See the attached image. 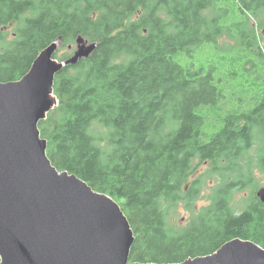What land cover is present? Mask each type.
<instances>
[{"label": "trees", "instance_id": "16d2710c", "mask_svg": "<svg viewBox=\"0 0 264 264\" xmlns=\"http://www.w3.org/2000/svg\"><path fill=\"white\" fill-rule=\"evenodd\" d=\"M81 40L96 49L57 74L39 129L53 166L120 204L130 261L179 264L235 239L264 248V0H0V83ZM205 175L217 184L197 211ZM250 188L238 213L232 195ZM180 203L192 218L178 230Z\"/></svg>", "mask_w": 264, "mask_h": 264}, {"label": "water", "instance_id": "95a60500", "mask_svg": "<svg viewBox=\"0 0 264 264\" xmlns=\"http://www.w3.org/2000/svg\"><path fill=\"white\" fill-rule=\"evenodd\" d=\"M88 44L63 63L53 44L21 80L0 83V264H155L130 261L135 235L120 204L53 166L41 137L56 75L90 57ZM257 195L264 202V188ZM179 264H264V248L235 239Z\"/></svg>", "mask_w": 264, "mask_h": 264}, {"label": "rangeland", "instance_id": "374dc122", "mask_svg": "<svg viewBox=\"0 0 264 264\" xmlns=\"http://www.w3.org/2000/svg\"><path fill=\"white\" fill-rule=\"evenodd\" d=\"M223 44L224 43L221 42L219 44L220 47H223ZM263 44H264V41H263ZM88 46H90V44H88ZM79 49H80L79 45H77V46L74 45L70 49L62 48V46H60L56 53H57V56L59 58H63L66 54L72 55V57H74L75 54L79 51ZM56 53H55V55H56ZM55 55H54V57H55ZM38 57H39V55H38ZM61 63H63V62H61ZM95 129H96V135H95L96 140L98 142L105 144L106 143L105 136L107 134V131H105L104 129L101 130V129H99V127H96ZM205 176H204V178L206 180L203 182L200 198L196 203V210L197 211H199L201 208L208 207L210 205V198L214 192V190H212L214 188V187H212V185H213V183L217 184V181H216L217 178L216 177L209 176V175H205ZM255 176L260 181L259 190L263 189L264 188V174H259L256 172ZM245 191L244 192L235 191L234 196L232 195V197H233L232 201H233L235 207L238 209V210H236L238 213L242 212V209H244L243 207H244L245 203L247 202V200L250 198V195H251V188L249 189V191H247V192H245ZM191 218H192V211L187 209L185 204L180 203L175 208V210L173 211L172 218L169 221V225L174 226L178 230H181V229L186 228L189 225Z\"/></svg>", "mask_w": 264, "mask_h": 264}]
</instances>
